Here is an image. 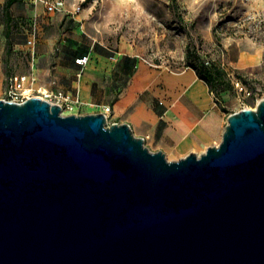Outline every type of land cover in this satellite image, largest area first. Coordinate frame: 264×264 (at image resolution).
<instances>
[{
    "label": "water",
    "instance_id": "1",
    "mask_svg": "<svg viewBox=\"0 0 264 264\" xmlns=\"http://www.w3.org/2000/svg\"><path fill=\"white\" fill-rule=\"evenodd\" d=\"M0 264H264V98L178 161L104 113L0 99Z\"/></svg>",
    "mask_w": 264,
    "mask_h": 264
},
{
    "label": "rangeland",
    "instance_id": "2",
    "mask_svg": "<svg viewBox=\"0 0 264 264\" xmlns=\"http://www.w3.org/2000/svg\"><path fill=\"white\" fill-rule=\"evenodd\" d=\"M6 1L0 0V98L7 75L29 69L26 40L30 22L40 24L41 38L58 33L55 13L78 5L88 11L81 30L91 43L136 54L171 74L194 69L192 57L199 55L224 63V69L234 70L246 87H259L264 93V0H53L61 8L52 14L42 2L15 0L8 7ZM217 46L224 55L216 51ZM244 54L248 64L240 66ZM211 99L218 124L190 153L201 155L208 147L219 145L229 115L246 106L255 107L253 99H242L234 87L222 93L221 103L212 95ZM203 125L206 129V119ZM188 154L165 153L168 161Z\"/></svg>",
    "mask_w": 264,
    "mask_h": 264
},
{
    "label": "crops",
    "instance_id": "3",
    "mask_svg": "<svg viewBox=\"0 0 264 264\" xmlns=\"http://www.w3.org/2000/svg\"><path fill=\"white\" fill-rule=\"evenodd\" d=\"M87 15L75 7L55 13L59 32L43 36L36 52L41 84L79 97L81 115L110 107L112 122L128 123L152 151L192 152L218 124L209 85L194 69L171 74L136 54L91 43L81 30ZM85 55V67L75 63ZM244 58L238 65L248 64Z\"/></svg>",
    "mask_w": 264,
    "mask_h": 264
},
{
    "label": "built area",
    "instance_id": "4",
    "mask_svg": "<svg viewBox=\"0 0 264 264\" xmlns=\"http://www.w3.org/2000/svg\"><path fill=\"white\" fill-rule=\"evenodd\" d=\"M32 3L42 2L47 10V13L52 14L56 11L60 10V2L59 1H50V0H30ZM81 6L78 5L75 7V11H80ZM261 21V19H259ZM29 29H27V40H26V48L28 50V64L29 69L25 73H19L11 71L5 81V89L3 92V96L0 99L15 102V103H23L27 99L31 97H38L43 100H47L52 104H57L61 107V113L63 115H81L80 110L82 108L83 103L79 99V97L74 96L70 92H65L61 90H56L52 87L45 86L41 84L40 78L36 72V43L41 38V27L40 24L33 20L30 22ZM216 51L220 55H224V50L221 46L216 47ZM90 61V57L88 55L82 56L75 60V63L85 67ZM205 63L210 65L214 63L213 60L206 59ZM219 67H221L226 72V77L232 84V86L236 89L242 99H253L255 102V107L257 103L264 98L263 89L257 87L256 89H249L246 87L234 70H227L224 69V63H217ZM81 72L78 74L80 75ZM211 95L216 97L217 100L221 103L222 101L219 100L220 96H217L215 92H211ZM255 107H243L245 108H255ZM239 110V111H240ZM111 112L110 107H105L103 113L107 117V125H111L115 122H109V113ZM237 112V111H235ZM232 114V113H231ZM230 114V115H231Z\"/></svg>",
    "mask_w": 264,
    "mask_h": 264
},
{
    "label": "trees",
    "instance_id": "5",
    "mask_svg": "<svg viewBox=\"0 0 264 264\" xmlns=\"http://www.w3.org/2000/svg\"><path fill=\"white\" fill-rule=\"evenodd\" d=\"M15 0H7L6 6H11ZM192 67L196 70L200 79L204 80L210 87V91L215 92L217 96H221L223 92L233 87L228 78L226 72L217 63L207 65L205 59L195 55L192 57Z\"/></svg>",
    "mask_w": 264,
    "mask_h": 264
}]
</instances>
